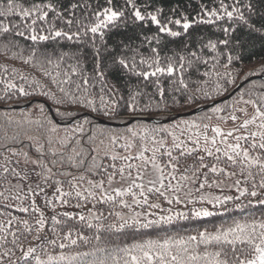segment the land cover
<instances>
[{
	"label": "snow or ice",
	"instance_id": "6c2138e0",
	"mask_svg": "<svg viewBox=\"0 0 264 264\" xmlns=\"http://www.w3.org/2000/svg\"><path fill=\"white\" fill-rule=\"evenodd\" d=\"M201 26L219 35L193 39ZM115 35L123 38L110 42ZM257 38L264 44V9L253 0H209L194 13L179 3L166 11L161 0H0V50L48 81L0 64V102L39 95L96 119H114L121 110L168 112L169 99L192 104L228 92L237 78L229 69ZM21 40L31 44L25 48ZM42 42H63L68 50L49 51ZM237 112L247 117L239 124ZM57 114L74 112L57 107ZM30 116L23 123L47 126L43 143L23 132L0 134V197L17 201L3 206L25 214L0 212V264H264V211H255L264 210V94L241 90L231 104H214L195 120L138 119L125 135L85 117L57 137L60 125ZM213 118L236 126L225 130ZM54 167L67 179L54 181L48 214L36 194L57 175ZM149 168L154 178L146 180ZM34 180L41 183L33 186ZM114 182L128 183L113 188ZM9 186L18 191L6 195ZM213 188L219 194L205 191ZM72 200L79 213L58 211ZM98 204L109 206L107 216ZM109 217L114 222L105 223ZM81 247L88 250L70 251Z\"/></svg>",
	"mask_w": 264,
	"mask_h": 264
},
{
	"label": "trees",
	"instance_id": "16d2710c",
	"mask_svg": "<svg viewBox=\"0 0 264 264\" xmlns=\"http://www.w3.org/2000/svg\"><path fill=\"white\" fill-rule=\"evenodd\" d=\"M65 2H67V0H65ZM161 2L164 4L165 10L167 11V9L171 6H173L174 4L179 3L181 5V7H183L186 11L189 12H193L195 10H198L199 8V4L201 2H209V0H161ZM253 4L255 7H257L258 9H264V0H253ZM190 6V7H189ZM259 26V25H258ZM190 32H192V30H190ZM206 36V37H210L212 39H216L217 35H219L218 33L214 34V29L211 28V26H201V28L197 29L194 33H193V39L198 38L199 36ZM123 35H115L112 38V41L110 42H114L116 40L122 39ZM21 44L23 46H25V48H27L28 45L31 44V42H26L21 40L20 41ZM43 45H45L49 51H52L53 49L56 50H60L63 49L65 51L68 50V48L64 45V43L62 42L61 44L57 45L53 42H42ZM195 46V45H193ZM223 50V49H221ZM27 51H25L24 55H27ZM208 53L206 52V55ZM237 53H234V55H236ZM241 55V60L239 61H235L234 64L232 65V67L229 70H234L233 74L237 77L236 78V83H239L241 81H244L245 79H247L248 77H250L253 74H262L261 77L258 78H253V79H249L246 83L243 84V86L237 91L235 92L231 97L216 103V104H221L224 105L225 103L229 104L230 102L233 101L234 98H236L239 95V92L241 90H243L244 92L248 93V92H252L253 94H264V87H261L262 85H264V44L261 43L260 39L257 38L254 41V46L253 45H249V47L247 49H245L244 51H242L241 53H239ZM224 61L222 60L221 63H223ZM0 64H4V65H8L10 67H15L16 69H18L20 72L31 76H36L37 78L41 79L42 82L44 83H48L47 79L45 77L42 76V74L39 72L38 69L33 68L31 65H26L24 64L22 61L17 60V59H13L11 56V53H5L2 50H0ZM207 69L203 66H201L200 71L204 72ZM218 71H223L222 68H217ZM111 79L113 80L114 83L117 82L116 77L113 76L111 77ZM213 80L215 79L214 77L212 78ZM167 83V82H165ZM235 85H228V89L229 91L226 92L225 94H223L222 96L227 95L234 87ZM119 86V84H118ZM210 87H211V82H210ZM55 90V89H53ZM149 92L152 91L151 88L148 89ZM222 96H218L215 97L219 98ZM245 98H248V96L246 95ZM158 99V97H157ZM214 99V100H215ZM213 100H200V101H196L195 103L192 104H187L186 102H182L181 104H177V105H172V101L171 99L168 100V104L170 106V111L168 112H156L153 111L151 113H138V114H147V115H153L155 117H157L158 119H160V121H147V120H141L143 123L149 124V125H155V124H164V125H168V124H172L174 122H177L179 120L182 119H191V120H195L199 115L202 114V112H207L211 109V107L213 106H209L206 109H203L197 113H193L190 115H186V116H176L175 118L168 120V121H162L165 118L178 114L179 112L182 111H188L196 106L199 105H203L206 104L208 102H211ZM147 102V98H142L140 100L141 104H144ZM39 105H44V112L41 113L39 111L38 106ZM57 107H59L60 112L63 113L65 111H69L72 110L74 112L73 116H63V115H59L57 114ZM7 113V115L5 114ZM31 113V116L29 117L32 121H37L40 120L41 122H43V117L44 115H47V117L52 120L54 123L58 124L61 126V130L56 134L57 137H63L65 135V132L63 131L64 126H74L76 123L80 122L82 119H84L85 117H88L89 119H92L94 121L95 124H97L100 128L104 129L106 132L107 131H111L112 133H119L122 135L126 134V129L129 127H133L137 124V120L132 121L131 123L128 124H119V122H125L126 120H128L130 117V114L127 110H121L114 119H109V118H105V117H99V119H96V114H90L89 110L86 109H80V110H76V106H69V105H63V106H57L52 100L45 98L43 96H39V95H34L31 97H19L18 99H13L12 101L9 102H0V134H2L3 131H7L9 135L15 133V132H23L26 133L27 135H31L33 137L38 138V142L43 143L46 139V137L49 135L48 131H47V126L45 127H40L39 124L33 123V124H27V123H23L24 118H25V114ZM9 117L11 118V120H9ZM58 119V120H57ZM104 120V121H102ZM20 123V126L17 127V123ZM101 139H105V137H101ZM25 144H28L29 142L27 140L24 141ZM37 141L34 140L32 143H36ZM169 143H171V141L169 140ZM47 147V146H46ZM56 148L60 149L61 151L64 152H68L70 151V149L68 148H61V146L59 144L55 145ZM29 150V149H26ZM30 154L33 155L34 157L36 156V153L34 151V149L30 150ZM121 154H126L121 150ZM55 157H47V159L51 160L54 159ZM106 163L108 161H105ZM58 167L60 168H67V165H59ZM69 171H72L74 175H78L79 173L77 172L76 169L73 168H68ZM80 171H83L82 169ZM53 172L57 173V175L53 176L52 179L48 182V185H42L44 187V192H39L36 194V201L38 204H40L43 208H45L46 212L48 214H52L51 209L47 207L46 204V200L47 199H52L55 195V187L56 185L54 184V181L59 179V180H66L67 177L61 176L59 175V173L57 172V168L54 167L53 168ZM89 178L91 179H98V177L95 176H91V174H89ZM21 184H25L26 182H20ZM41 183V181L39 180H34L33 181V186H35V184H39ZM13 185L17 184V181L13 180L12 182ZM85 186H87L86 182H85ZM65 190L68 189V185L65 183L64 185ZM9 192L5 193L6 195L9 194H15L18 191L17 187H11L9 186ZM3 188H0V191H3ZM129 202H131V198L129 197ZM162 203V205L164 207H167V204L164 203L163 201H160ZM247 201L245 200V203ZM18 203L15 200H9L7 202L3 201V198L0 197V212H11L15 215H20V216H24L25 214L20 213L19 210L15 207L13 208H7L4 207V204H16ZM76 203L75 200H72L70 202L69 205L64 206L62 208H59L58 211H60L61 213L64 211H69V212H77L79 213L81 211V209H77L74 207V204ZM24 206H26L28 204V201L25 200L23 202ZM229 207H232L231 203L228 205ZM86 208H91L92 207V203L89 202L86 206ZM111 209L109 208L108 205H96V211L98 212H104V214L107 216L108 212ZM141 210V209H140ZM116 211H122V209L117 208ZM127 215H131L129 214V212H127V210H123ZM255 211L257 213V215L260 214L262 210L259 206H256ZM85 214H87L85 212ZM234 215H236L237 217H239L241 215V212L239 210H235ZM216 222L215 220H213V218H207V220L205 222ZM109 222H114V218L109 217V219L107 221H105V223H109ZM84 234L91 236L92 235V230H88V229H84ZM131 231V230H128ZM144 232H151V230H143ZM93 243L95 244V241H93ZM88 250L87 248H79V249H71L70 251H85ZM65 251H69V250H65Z\"/></svg>",
	"mask_w": 264,
	"mask_h": 264
},
{
	"label": "rangeland",
	"instance_id": "374dc122",
	"mask_svg": "<svg viewBox=\"0 0 264 264\" xmlns=\"http://www.w3.org/2000/svg\"><path fill=\"white\" fill-rule=\"evenodd\" d=\"M257 75H261V74H253V75H251L250 77H248V80L249 79H253V78H258V76ZM247 80V81H248ZM246 81V82H247ZM242 82V81H241ZM245 82V83H246ZM240 83V82H239ZM239 83H237V84H239ZM236 84V85H237ZM235 85V86H236ZM243 86V85H242ZM241 86V87H242ZM235 88V87H234ZM233 88V89H234ZM232 89V90H233ZM231 90V91H232ZM239 90V89H238ZM237 90V91H238ZM230 91V92H231ZM236 91V92H237ZM235 93V92H234ZM233 93V94H234ZM223 97V96H222ZM222 97H219V98H222ZM231 97V96H230ZM236 98H238V96L236 97ZM216 99H218V98H216ZM227 99V98H226ZM247 99V98H246ZM225 100V99H224ZM223 101V100H222ZM212 102V101H211ZM221 102V101H220ZM209 103V102H208ZM217 103H219V102H217ZM232 102H230L229 104H231ZM207 104V103H206ZM200 106V105H199ZM197 107V106H196ZM237 107H244V105L243 104H238L237 105ZM195 108V107H194ZM182 112H186V111H182ZM180 113V112H179ZM178 113V114H179ZM178 114H175V115H172V116H174V118L178 115ZM226 114V113H225ZM253 114V109L251 108V106H249L248 107V115L250 116V115H252ZM236 115L238 116V117H240V120L239 121H237L236 123L237 124H239V123H241L242 121H243V119H246L247 117L246 116H244L242 113H240V112H237L236 113ZM172 116H169V117H172ZM130 118L128 119V120H126L125 122H119V124H128V123H131L132 121H134V120H136V119H141V120H147V121H160V119H158L157 117H155V116H153V115H147V114H138V113H135V114H130V116H129ZM181 117V116H180ZM152 118H155V120H152ZM168 118V117H167ZM166 119V118H165ZM188 120H191V119H188ZM211 123L212 124H217V123H219L220 124V126L222 127V128H224L225 130H228V129H230V128H232V127H234V126H236V125H234L233 124V122L231 121V120H229V121H227L226 123L225 122H222V121H219V120H217V119H215V118H213V120L211 121ZM212 133L211 132H209V135H211ZM138 149H139V142H137V147L135 148V149H133L132 150V154L133 155H135L136 154V152L138 151ZM133 175H135V173H133ZM150 178H154V173L152 172V170L149 168V170H148V174H146V176H145V179L147 180V179H150ZM118 179V178H117ZM130 182V181H129ZM128 182H114L113 183V185H112V187L113 188H115V187H120V186H126V184H127ZM228 183H231V181H225V184H228ZM187 190V189H186ZM205 191L206 192H208V191H211V192H213L214 194H219V190L218 189H215V188H213V189H205ZM226 194H235L234 193V191L233 192H231V193H228L227 192V190H226ZM137 211H140V209L138 208L137 209ZM129 214H131V213H129Z\"/></svg>",
	"mask_w": 264,
	"mask_h": 264
},
{
	"label": "water",
	"instance_id": "95a60500",
	"mask_svg": "<svg viewBox=\"0 0 264 264\" xmlns=\"http://www.w3.org/2000/svg\"><path fill=\"white\" fill-rule=\"evenodd\" d=\"M257 76H258V77H261L262 74H261V75H257ZM247 80H248V78L245 79L244 81L240 82L239 84H237V85L235 86V88H234L231 92H229L227 95L223 96L222 98L215 99V100H213L212 102H209V103H207V104H203V105L197 106V107L192 108V109H190V110H188V111H186V112H180L177 116H186V115H190V114H193V113H197V112H199V111H201V110H203V109L208 108L209 106H212V105L216 104L217 102H220V101H222V100H224V99H226V98H229L230 96L233 95L234 92H236L238 89H240L241 86H242ZM173 118H174V116H172V117H168V118H166V119H164V120H162V121H168V120H171V119H173ZM57 120H58V119H57ZM152 120H155V118H152ZM102 121H104V120H102Z\"/></svg>",
	"mask_w": 264,
	"mask_h": 264
}]
</instances>
